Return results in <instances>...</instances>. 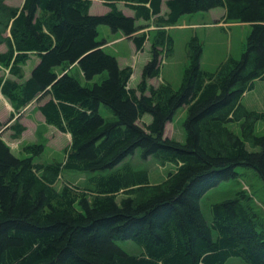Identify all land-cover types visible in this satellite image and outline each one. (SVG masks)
Instances as JSON below:
<instances>
[{"label": "trees", "instance_id": "obj_1", "mask_svg": "<svg viewBox=\"0 0 264 264\" xmlns=\"http://www.w3.org/2000/svg\"><path fill=\"white\" fill-rule=\"evenodd\" d=\"M100 1L110 8L104 15L90 14L92 0H25L21 9L0 0V43L7 46L0 67L8 72L0 77L1 94L16 109L48 99L39 107L46 124L71 136L64 161L49 164L34 162L43 146L27 147L31 155L19 158L0 136V264H226L231 258L264 264V216L251 195L242 191L212 205L211 222L201 209L203 196L236 177L239 167L264 182V135L255 134L264 112L242 104L264 80V0H167L166 17L163 0ZM216 8L225 10L226 24H251L245 50L215 72L205 71L204 47L194 37L178 90L148 84L162 74V54L173 52L165 30L155 36L136 88L129 86L132 68H122L98 41L103 25L143 52L147 35H137L143 29L138 21L174 27L184 15ZM32 54L40 62L30 78H9H24ZM76 64L85 85L55 71ZM97 76L102 81L90 84ZM102 106L113 118L101 115ZM181 108L187 112L185 143L165 134ZM145 115L151 122L140 125ZM232 124H239L240 134ZM5 126L0 122V132ZM10 129L15 138L26 130L17 119ZM139 149L143 159L171 163L175 171L153 184L148 170L124 163ZM65 170L87 175L84 185L65 181ZM122 240L134 242L141 254H128L117 244Z\"/></svg>", "mask_w": 264, "mask_h": 264}, {"label": "rangeland", "instance_id": "obj_2", "mask_svg": "<svg viewBox=\"0 0 264 264\" xmlns=\"http://www.w3.org/2000/svg\"><path fill=\"white\" fill-rule=\"evenodd\" d=\"M10 3L20 5V0H8ZM162 17H166L168 12L165 2L163 0ZM118 8L121 9L127 16L133 15L123 3H119ZM107 11V8L100 4L98 0H94L91 7L92 15H103ZM225 14V10L222 8H216L209 12L195 13L184 15L177 26L174 27H161L158 26V19H153L149 22L140 20L137 24L143 29L137 33V35H147V41L144 46L143 52H137L132 40L123 35V33H113L107 26H100L98 28L99 35L98 41L104 42L105 51L115 56L122 68L131 67L133 75L131 77L129 86L136 88L142 81V73L146 64L152 59V45L155 36L165 30L167 34L173 40V52L169 56H162V74L159 78H153L148 81L149 86L157 88L158 86L169 83L173 89L178 90L182 83V78L185 69L189 65L187 57V46L188 43L194 38L198 37L200 42L203 44L204 53L202 58V68L205 71L215 72L219 65L226 61L227 58L232 57L239 59L245 50L247 39L250 36L253 27L251 24L245 23H224L222 17ZM30 60V59H29ZM38 58H33L26 63L24 66V75L28 76L37 64ZM3 70V71H2ZM0 75H8L7 71L2 69ZM55 71L58 74L66 71L72 75H75L83 85L87 83L83 76H80V70L77 66L72 67H61L56 68ZM11 78V76L9 77ZM103 78L95 77L90 84L100 83ZM149 92H147L148 94ZM242 104L251 111L264 112V80L256 81L255 87L252 91L248 92L243 100ZM24 108L16 109L14 119L11 120L12 116L9 117L5 122V127L1 130L0 136L5 143L11 148L12 152L19 158L29 157L30 151H27V147L34 145H41L44 148V152L36 156L34 162L49 164L53 161L63 162L65 158V151L61 148L55 147V141L62 142L63 149L68 147L71 143L70 138L66 135H60L56 130L48 131L47 129L40 128L38 133H35L34 126L29 128V131L25 135L15 138L13 131L10 126L17 119L22 125V110ZM21 111V112H20ZM4 112L2 102L0 100V115ZM100 113L104 118L111 119L113 115L111 111L105 107H101ZM18 114V115H17ZM187 117L185 108H181L177 111L172 121L167 124L165 134L168 138L175 140L180 143H185L186 133L184 129V122ZM151 116L145 115L139 122L140 125L151 122ZM49 129H55L52 126H48ZM230 128L236 133L240 134L239 124H232ZM32 129V130H31ZM27 130V129H26ZM25 130V132H26ZM31 130V131H30ZM255 134L258 136L264 135V123L258 122L255 127ZM60 151H59V150ZM249 151H257L250 145H247ZM124 163H130L136 170H148L150 172V181L153 184H160L167 179L171 172H174L176 166L169 163L165 166L160 165L155 158L150 157L147 160L142 157V150L139 149L136 153L128 157ZM121 166V165H120ZM118 166L117 168H119ZM237 176L223 181L218 184L215 188L209 190L202 198L201 209L207 219L211 222V207L214 204L223 202L227 199L235 197L239 192L246 191L253 197L255 206L258 212L264 216V182L260 176L253 171L245 167H239L236 169ZM64 180L74 185L83 186L87 175L81 173H73L68 170L63 172ZM62 184L59 182L57 188L61 189ZM123 195L119 196L118 200L122 199ZM118 246L121 247L130 255H140L141 248L134 242L129 240H122L117 242ZM226 264H245L242 260L237 258H231Z\"/></svg>", "mask_w": 264, "mask_h": 264}, {"label": "crops", "instance_id": "obj_3", "mask_svg": "<svg viewBox=\"0 0 264 264\" xmlns=\"http://www.w3.org/2000/svg\"><path fill=\"white\" fill-rule=\"evenodd\" d=\"M21 1V3H20V5H15V4H12V3H10L8 0H4V3L7 5V6H10V7H17V8H19V9H21L22 8V6H23V4H24V2H25V0H20ZM99 2H100V4H103L106 8H107V11L104 13V14H106V13H108L109 11H110V8L106 5V4H104L103 3V1H100V0H98ZM93 3H94V0H92V5H93ZM163 3H164V1H163ZM166 3V2H165ZM119 4V3H118ZM117 4V5H118ZM92 7V6H91ZM162 7H163V5H162ZM129 9V8H128ZM90 10H91V8H90ZM130 10V9H129ZM131 11V10H130ZM133 12V11H132ZM134 13V12H133ZM90 14H91V12H90ZM103 14V15H104ZM128 16H134V14L133 15H128ZM118 33V32H117ZM119 33H121V32H119ZM10 36V30H8L6 33H4L3 34V37H9ZM133 42V41H132ZM134 44V43H133ZM135 46V45H134ZM136 48V47H135ZM7 52V46H6V44H4V43H0V54H3V53H6ZM35 59V58H38V62H37V64L34 66V68L39 64V62H40V59H39V57L36 55V54H32L31 56H30V60L31 59ZM30 60H28V61H30ZM27 61V62H28ZM26 62V63H27ZM202 63V62H201ZM26 65V64H25ZM24 65V66H25ZM24 66H23V74H24ZM73 66H77L78 68H79V66L76 64V65H73ZM64 66H62V68H63ZM72 67V66H71ZM34 68H33V70H34ZM59 68H61V67H59ZM2 69H4L3 67H0V71L2 70ZM32 70V71H33ZM79 70H80V68H79ZM3 71V70H2ZM32 71H31V73H32ZM65 72V71H64ZM64 72H62L61 74H59V75H62ZM31 73L27 76H25L24 75V78L22 79V80H19L17 77H15V76H11V79H14V80H17V81H19V82H23V81H25V80H28L29 78H30V76H31ZM57 73V72H56ZM58 74V73H57ZM1 76H3V75H0V77ZM8 76V75H7ZM10 76V75H9ZM80 76H83V74H82V72H80ZM0 100H1V102H2V106H3V108H4V112L0 115V122H5L6 120H8L9 119V117L10 116H12L13 117V115L15 114V116H16V108L13 106V104L6 98V97H4L2 94H1V92H0ZM48 99H41V100H38V99H35L34 101H32L28 106H26V107H23L24 109L22 110V120H23V122H24V124H23V126H25V128L27 129L26 130V132L24 131L23 133V135H25L28 131H29V128L31 127V126H34V128H35V124H36V128H35V133H38V130L40 129V128H42V129H47L48 131H52V130H56L60 135H62V136H64V135H66V136H68L69 138H70V141H71V136H70V134H68V133H63V132H61L60 130H58L57 128H55V129H49V127L48 126H50V125H48V124H46V121H45V117L43 116V114L41 113V111L39 110V107L41 106V105H43L46 101H47ZM18 115V114H17ZM53 127V126H52ZM32 130V129H31ZM30 130V131H31ZM14 133V132H13ZM55 137H57V139L59 138V135H56ZM56 139V143H55V147L56 148H61V150H63V151H65L68 147H65L64 149H63V146H62V142H60V140H57ZM59 150V149H58ZM60 151V150H59Z\"/></svg>", "mask_w": 264, "mask_h": 264}]
</instances>
